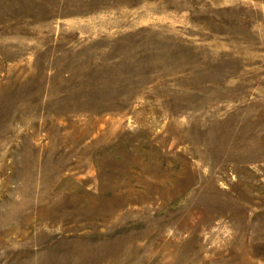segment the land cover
<instances>
[{"label": "rangeland", "instance_id": "1", "mask_svg": "<svg viewBox=\"0 0 264 264\" xmlns=\"http://www.w3.org/2000/svg\"><path fill=\"white\" fill-rule=\"evenodd\" d=\"M0 264H264V0H0Z\"/></svg>", "mask_w": 264, "mask_h": 264}]
</instances>
